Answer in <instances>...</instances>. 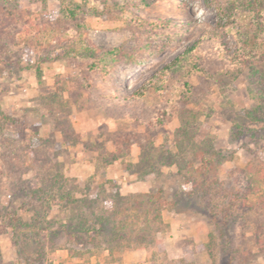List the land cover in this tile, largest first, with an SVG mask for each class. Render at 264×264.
Wrapping results in <instances>:
<instances>
[{"label":"rangeland","instance_id":"1","mask_svg":"<svg viewBox=\"0 0 264 264\" xmlns=\"http://www.w3.org/2000/svg\"><path fill=\"white\" fill-rule=\"evenodd\" d=\"M0 264H264V0H0Z\"/></svg>","mask_w":264,"mask_h":264},{"label":"trees","instance_id":"2","mask_svg":"<svg viewBox=\"0 0 264 264\" xmlns=\"http://www.w3.org/2000/svg\"><path fill=\"white\" fill-rule=\"evenodd\" d=\"M142 2H144V4H150V3H153V2H155L156 0H141ZM67 13H68V15H70V16H74V14H75V12L72 10V9H68V11H67ZM152 22H154L153 20H151V19H148V20H145V21H141V23H147L148 25H152ZM86 50H89L88 48H86ZM114 52V50H110V51H108V53H113ZM97 65L100 67V69H105V68H107V65H106V63H103V64H98L97 63ZM201 154H204L205 155V153L202 151V153ZM213 155H214V153H211V155H210V157H209V159L208 160H205L204 158H203V156L201 155L200 156V160H201V163L203 164V162H204V164L206 163V161H208V162H210L209 160H212V157H213ZM177 165L179 166V164L177 163ZM202 173H203V171H201ZM110 184H114V182L112 181V180H110V179H108L107 180ZM145 196V198H146V202H149L153 207H154V210H155V215H154V218L155 219H157V218H160V208L158 207V205H156V202H155V200L153 199L154 198V195H149V194H138L137 195V197H134L133 198V203L135 204V205H140L141 203H143V202H141L139 199H138V197L139 198H143ZM117 197L119 198V199H123V196L122 195H117ZM68 198H69V200H71L72 202H75V201H78L79 199L78 198H76L73 194L72 195H68ZM112 201L114 202L115 200H113L112 199ZM111 220H110V218L107 216V215H100V216H96V217H92V218H90V219H83V220H81V221H79V230L80 231H83L84 233H86V234H90V233H92L90 236L91 237H89V239H93V237H92V235H93V233H96V232H101V231H103V229H104V225L105 224H109V222H110ZM114 225H112V227H113ZM117 226V225H116ZM120 228H121V226L120 225H118ZM111 235H113V238H112V240H119V239H122V237H123V235H121V234H119V233H117V232H114V231H111V233H110Z\"/></svg>","mask_w":264,"mask_h":264}]
</instances>
